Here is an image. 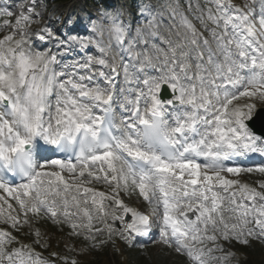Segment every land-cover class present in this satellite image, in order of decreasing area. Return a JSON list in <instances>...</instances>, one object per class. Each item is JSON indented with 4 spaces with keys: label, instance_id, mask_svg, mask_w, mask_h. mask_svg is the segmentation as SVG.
<instances>
[{
    "label": "snow or ice",
    "instance_id": "snow-or-ice-1",
    "mask_svg": "<svg viewBox=\"0 0 264 264\" xmlns=\"http://www.w3.org/2000/svg\"><path fill=\"white\" fill-rule=\"evenodd\" d=\"M38 7H0V31L9 32L0 38V190L15 201L0 196V264H55L35 250L49 246L38 227L44 218L92 247L118 235L144 248L139 238L148 237L185 264H227L235 254L225 242H264V180L257 190L228 178L264 176V166H229L264 155V0H188L199 27L167 0L160 11L179 16L168 35L152 8L140 10L146 23L133 36L123 11L106 5L89 15L84 35L61 37L32 27L43 20ZM91 46L99 55L64 62ZM121 74L135 80L131 98L117 84ZM121 193L142 198L151 214ZM25 226L32 243L18 238Z\"/></svg>",
    "mask_w": 264,
    "mask_h": 264
},
{
    "label": "rangeland",
    "instance_id": "rangeland-1",
    "mask_svg": "<svg viewBox=\"0 0 264 264\" xmlns=\"http://www.w3.org/2000/svg\"><path fill=\"white\" fill-rule=\"evenodd\" d=\"M152 1V0H150ZM167 1V0H166ZM121 7L120 9L123 12H126L127 9L132 10V5L127 1V0H123L121 1ZM136 2V0H135ZM161 4H163L162 1H160ZM178 0H173L172 3L175 4L177 3ZM196 1L193 2V4H195ZM232 3L237 5L238 7H242L245 3L246 0H232ZM77 4V3H76ZM182 8H181V12H183L185 15H188L190 19H193L194 23H197L194 20V14H190L187 10V5H188V0L185 3H182ZM66 5L65 3L63 4H58L54 7V11L58 12V15L56 16V18L61 19L62 16L66 15L68 13V16L65 17L64 16V20H69L70 18H78L81 19L83 18V16H86L87 13H85V8L84 6H82L80 3L78 4L79 6H77L73 11L69 10L67 13L66 11V7L64 6ZM90 12H94V11H98L97 9H89ZM168 11L170 12L171 10L168 9ZM166 12V10H165ZM199 25V24H198ZM107 37L104 36L103 39L105 40ZM231 178H236V179H240L241 183H248V184H252L255 188L259 189V182L261 180H264V176H262L260 173L258 172H253V173H244L241 172L239 174L238 177H232ZM100 191H104V192H109L110 189L107 188H103ZM0 196H4L7 198L8 203H11L14 205L15 207V201L12 200L11 197H8V194L3 192L2 190H0ZM121 198L125 201V203L130 206V207H137L139 210H141L142 212H144L145 214H151L152 212V206L151 205H146L145 207L141 205L142 201L140 200V198H138L137 196H128L125 195L124 193H121ZM2 203V202H0ZM5 208L7 209L8 212H10V209L7 208L6 205H4V210ZM25 234V232H24ZM118 236V235H116ZM233 244L236 247L237 250H240L243 246L239 245L238 243L233 242L230 246L228 245L227 242H225V251H229V252H233L232 248H233ZM148 246V253L143 254L145 261L147 262V264H174L175 262L177 263L178 261L181 260L180 255H177L175 253L172 254H168V253H163L162 254V250L156 246V245H152L150 243H147ZM262 247V248H261ZM260 248L262 249V252H264V242H262V246ZM111 250L109 251V253L112 255L114 252L117 253V251L113 250L112 248H110ZM241 252V251H239ZM126 258V256H124ZM129 260V259H126ZM182 261V260H181Z\"/></svg>",
    "mask_w": 264,
    "mask_h": 264
},
{
    "label": "trees",
    "instance_id": "trees-1",
    "mask_svg": "<svg viewBox=\"0 0 264 264\" xmlns=\"http://www.w3.org/2000/svg\"><path fill=\"white\" fill-rule=\"evenodd\" d=\"M47 229L49 230L48 241L51 243V245L48 244L49 246L47 248H51V250H56L58 252V248L64 249L65 251H71V249H74L76 247V249H78L82 254L86 253V255L78 257V264H111V260L107 253L106 247L97 249L96 251H91L85 242H74L72 240L73 237L69 234H66L62 230H57L56 228V230H54L48 227ZM43 242L44 239L42 238L41 243L43 244ZM252 253L254 254L249 255L246 260L238 259V264H264V259H258L256 251L252 250ZM113 261L116 264H123L121 261H119V259H117V256L114 257ZM135 261L136 258L134 262Z\"/></svg>",
    "mask_w": 264,
    "mask_h": 264
},
{
    "label": "bare ground",
    "instance_id": "bare-ground-1",
    "mask_svg": "<svg viewBox=\"0 0 264 264\" xmlns=\"http://www.w3.org/2000/svg\"><path fill=\"white\" fill-rule=\"evenodd\" d=\"M125 60H126V58H125ZM140 238H142V237H140Z\"/></svg>",
    "mask_w": 264,
    "mask_h": 264
}]
</instances>
